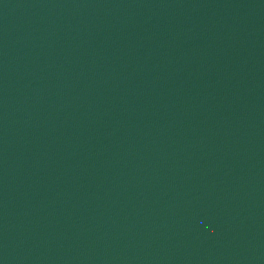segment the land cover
I'll return each instance as SVG.
<instances>
[{"label":"water","instance_id":"water-1","mask_svg":"<svg viewBox=\"0 0 264 264\" xmlns=\"http://www.w3.org/2000/svg\"><path fill=\"white\" fill-rule=\"evenodd\" d=\"M0 264H264V0H0Z\"/></svg>","mask_w":264,"mask_h":264}]
</instances>
